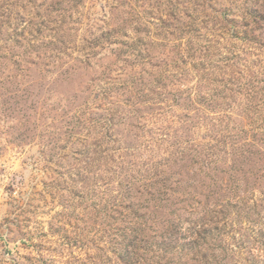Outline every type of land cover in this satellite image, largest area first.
Segmentation results:
<instances>
[{
    "label": "rangeland",
    "instance_id": "374dc122",
    "mask_svg": "<svg viewBox=\"0 0 264 264\" xmlns=\"http://www.w3.org/2000/svg\"><path fill=\"white\" fill-rule=\"evenodd\" d=\"M0 264H264V0H0Z\"/></svg>",
    "mask_w": 264,
    "mask_h": 264
}]
</instances>
